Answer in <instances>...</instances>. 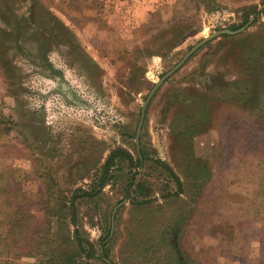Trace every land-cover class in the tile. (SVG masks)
Segmentation results:
<instances>
[{
  "label": "rangeland",
  "instance_id": "rangeland-1",
  "mask_svg": "<svg viewBox=\"0 0 264 264\" xmlns=\"http://www.w3.org/2000/svg\"><path fill=\"white\" fill-rule=\"evenodd\" d=\"M263 5L0 0V264H105L108 235L114 264H264V68L251 70L261 59L248 50L264 48ZM246 25L159 87L137 150L154 85L202 39ZM118 148L144 159L147 196L133 187L125 199L130 164L118 157L72 224L74 192L98 183ZM75 229L95 258L73 247ZM55 247L53 262L43 253Z\"/></svg>",
  "mask_w": 264,
  "mask_h": 264
},
{
  "label": "trees",
  "instance_id": "trees-1",
  "mask_svg": "<svg viewBox=\"0 0 264 264\" xmlns=\"http://www.w3.org/2000/svg\"><path fill=\"white\" fill-rule=\"evenodd\" d=\"M257 14L264 15V5L258 11ZM237 29H238L237 26L236 27L234 26V27L231 28V30H237ZM227 37H230V36H227ZM258 48H261V47H258ZM248 50L253 52L254 57L258 56L261 59V61L256 62L255 67L252 66L251 70L253 72H258V71L262 70V68H264V48H262L260 51H258L256 46H253V47H250V49H248ZM208 77H210L209 78L210 81H213L215 79L214 74L213 75H209ZM220 85H223L222 81H220ZM211 89L206 88L207 91L205 90L206 92L203 93L205 95H203L202 97H207V95H209V91H211ZM195 91H197V90H195ZM199 93H201V92H199ZM207 101L209 102L208 99H206L205 102H207ZM206 110L209 111V108H207ZM211 121H212V119H211ZM118 157H123V158L128 159L129 164H130L129 179H128L129 182H128V187H127L126 192H125V194H126L125 195V199L129 200V198L131 197L129 195L130 189H132L133 187H135L138 190L139 194L142 197H146L147 196V193L144 190L142 184L140 182L136 181V175L138 174V173H136V170H138L140 167L143 166L144 159L142 160V158H140V156H138L137 159L136 158L134 159V157L128 151H126V150H124L122 148L115 149L109 154L107 160L105 161V164L103 166V172H102V175H101L98 183H96L91 189H82V188H80V189H77L74 192V194L72 196V199H71V207H70L72 224H76L75 222H76V219H77L76 218V210H75L76 209V205H75L76 201L78 199H80V198H94V197H97L98 195H100V193L103 191V189L105 187V184H106V181L108 180V177H110L109 174H110V171H111L112 167L115 164V159L118 158ZM157 162L162 167H164L165 170L169 173V175L173 178V181L176 183V185L178 186L179 191H180L181 188H183V186H182L181 180L175 174L174 170L169 165H167V163H164L162 161H157ZM150 202H151V200L145 199L144 201H135V204L136 205H141V204H146V203H150ZM55 216L56 215H53L52 217H55ZM8 220L12 221L13 218L9 217ZM50 222L51 221L48 222V226H50ZM48 233H50L49 229H48ZM108 236L104 240V242H102V251H103V253L99 254V257H104L105 258L103 260V262L105 264H114L112 262H107L106 261V259H108V254H107V251H106V240L108 239ZM70 241L73 243V247L74 248L76 247L75 249H77V251H79L80 253L86 254V258H95L96 257L97 253H96L94 245L89 240L84 238L80 234V231L78 229H75L72 232V235L70 237ZM57 252L58 251H57V249L55 247V248L49 249L48 252L43 253V254L46 257H48L50 259V261L52 260L53 262H55L57 260V257H56Z\"/></svg>",
  "mask_w": 264,
  "mask_h": 264
},
{
  "label": "water",
  "instance_id": "water-1",
  "mask_svg": "<svg viewBox=\"0 0 264 264\" xmlns=\"http://www.w3.org/2000/svg\"><path fill=\"white\" fill-rule=\"evenodd\" d=\"M253 22V19L250 20V23ZM249 23V24H250ZM247 29V25L238 29V30H231V29H224V30H219L216 31L215 33H213L212 35H210L209 37H206L204 39H202L200 42H198L195 46H193L185 55L184 57L180 60L179 63H177V65L175 67H173L169 72H167L163 77H161V79L154 85L153 89L150 91L149 95L147 96L145 102L143 103V107H142V113H141V118L139 121V125H138V129H137V134H136V138H135V143H136V147L137 150H139V140H140V134H141V130L143 127V123H144V119H145V112L146 109L151 101V99L153 98V96L155 95V93L157 92V90L159 89V87L168 79L170 78L172 75H174L177 71H179L184 65L185 63L198 51L200 50L203 46H205L207 43L213 41L214 39L221 37V36H225V35H238L242 32H244ZM113 220H114V216H113Z\"/></svg>",
  "mask_w": 264,
  "mask_h": 264
}]
</instances>
